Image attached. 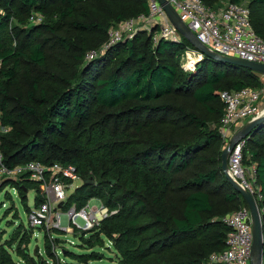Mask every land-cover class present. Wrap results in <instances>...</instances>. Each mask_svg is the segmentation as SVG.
<instances>
[{"label":"trees","instance_id":"16d2710c","mask_svg":"<svg viewBox=\"0 0 264 264\" xmlns=\"http://www.w3.org/2000/svg\"><path fill=\"white\" fill-rule=\"evenodd\" d=\"M202 2L216 11L240 0ZM1 6L0 111L10 128L1 140L5 165H72L82 183L61 211L97 199L115 213L82 236L88 253L61 250L66 261L60 262L45 237L49 261L34 259L27 250L32 228H18L0 242V264H18L12 254L24 264H94L103 259L94 249L105 248V240L116 264H208L226 248L222 218L246 207L221 169L220 94L261 88L262 79L207 57L183 72L178 59L194 49L184 38L154 42L139 32L98 53L113 24L148 15V0H2ZM248 8L264 40V0H248ZM36 13L42 22L33 25ZM11 18L31 26L11 29ZM90 52L97 57L86 62ZM242 164L254 168L264 264V123L246 138ZM90 178L94 183L86 184ZM9 185L27 213L29 191L34 206L42 201L35 181L5 182L0 192Z\"/></svg>","mask_w":264,"mask_h":264},{"label":"built area","instance_id":"2783aa9c","mask_svg":"<svg viewBox=\"0 0 264 264\" xmlns=\"http://www.w3.org/2000/svg\"><path fill=\"white\" fill-rule=\"evenodd\" d=\"M166 1L210 53L219 57L235 58L264 65V40L257 36L251 27L249 8L241 3V0L239 3H227L224 8L216 11L205 6L202 0ZM30 21L40 24L42 15L33 14ZM139 22L145 27L158 26L156 27L158 37L153 40L154 42L160 39L180 42L182 38L170 24L159 3L156 0H148V15H140L136 19L125 20L118 23L116 27L109 28L108 42L103 51L119 42L132 40L136 32L141 29L138 28ZM123 36L124 39H122ZM193 50V55L198 57L196 61H201L203 56L195 49ZM96 57L97 53L90 52L86 56V61L89 62ZM257 75L262 79L264 88V76ZM220 100L224 104V110L218 131L223 143L228 146L227 142L233 134L240 132L252 120L262 115L263 99L258 89L244 88L239 91L222 92ZM1 117L2 112L0 111V186L5 182L20 181L22 177L41 184L42 201L37 206L30 207L27 215L28 225L32 229L48 227L51 223L49 218L51 212H60L61 208H58V205L60 203L63 205L68 197L65 189L67 182H77L80 178L72 165L63 166L54 163L47 166L39 161H30L12 168L7 167L1 151V140L10 128L1 123ZM245 142L246 139L240 140L228 154L226 174L236 185L254 198L257 195L253 186L254 168H245L242 164ZM9 187L17 193L13 185ZM257 197L260 198V195ZM52 207H54L53 211ZM65 213L69 226L85 234L98 227L103 219L115 212H110L103 204L100 207H89L87 202L83 208L76 210L72 206ZM78 221H81V224ZM222 222L229 228L225 240L226 248L213 253L209 257L208 264H251L253 260L252 220L248 207H241L225 215Z\"/></svg>","mask_w":264,"mask_h":264},{"label":"rangeland","instance_id":"374dc122","mask_svg":"<svg viewBox=\"0 0 264 264\" xmlns=\"http://www.w3.org/2000/svg\"><path fill=\"white\" fill-rule=\"evenodd\" d=\"M2 0H0V16L4 14V9L1 6ZM241 3H243L245 6H248V0H241ZM227 2H223L221 6H218L219 9H222L226 6ZM218 9V10H219ZM13 17V16H12ZM137 18V17H136ZM134 18V19H136ZM130 20V19H128ZM35 25L34 23H31ZM118 24H113L112 27H116ZM14 26H18L21 29L30 28V24L28 25H19L16 21V19L11 18L9 27L12 29ZM158 28V26H156ZM156 27L150 28V26L145 27L143 23H138V28H141L136 32H143L149 37H152V40L156 39L158 37V30ZM143 28V29H142ZM156 30V31H155ZM135 34V35H136ZM134 35V37H135ZM133 37V38H134ZM124 39V36L122 37ZM121 39V40H122ZM108 42V31H107V40L101 45L99 48V52H102L105 48V44ZM193 49L187 48L179 57L178 59V68L181 69L183 72H191L194 71L197 67V65L200 63V61H196L198 58L197 55H193ZM192 59V60H191ZM195 60V61H194ZM87 62V61H86ZM192 62V63H191ZM259 91H261V98L263 99V106H264V88L263 85L261 88H258ZM264 108V107H263ZM264 111V110H263ZM239 132V131H238ZM237 132V133H238ZM236 133V134H237ZM233 134L231 139L236 135ZM231 139L227 142L231 141ZM222 140V138H221ZM223 143V141H222ZM227 146L223 143L222 150L225 149ZM59 164V163H58ZM244 166V164H243ZM246 168V166H244ZM251 168V167H249ZM82 183V180L80 179L77 182H67L66 186V194L69 196V194H72L76 187H78ZM10 195L12 202L9 201V199L5 196V194ZM26 202L27 206L30 210V207L34 206V191H29L26 195ZM101 203L97 199H91L88 201L89 207H100ZM14 207V209H13ZM54 207L51 208L53 211ZM66 213L63 211H60L56 213V211L51 212L49 218L51 220V223L48 225V227L43 228H36L33 230V235L30 237V243L27 245V250L29 255L36 259L37 256L33 255V251H36V254L38 256H41L43 259H46L45 255V248H44V242L45 237L49 238L50 241H52V250L54 251V254L57 258H59L60 262H65L66 259L63 257V254L61 250H68L70 252H75L78 254H83L87 250L83 249L81 247L82 244V236L84 233L82 232H75L74 229L69 226L67 217L65 215ZM28 213L25 211L24 207L22 206L19 196L17 193L11 190L9 186L4 187V189L0 192V242H4L5 240H8L10 236L17 230L18 228L24 229L26 231H30V227L28 225ZM58 217V218H57ZM57 218V219H56ZM79 224H81V221H78ZM55 225V226H54ZM57 228V229H56ZM56 230L59 232V235H55ZM106 247H110V243L105 240L104 242ZM106 247L101 248H95L94 250L98 251L99 254H101L102 258L101 260L97 261L94 264H116V260L114 258V253L111 252V249H106ZM89 251H87L88 253ZM13 259L18 264H24L19 259H17L14 254H12ZM51 263V262H50Z\"/></svg>","mask_w":264,"mask_h":264},{"label":"water","instance_id":"95a60500","mask_svg":"<svg viewBox=\"0 0 264 264\" xmlns=\"http://www.w3.org/2000/svg\"><path fill=\"white\" fill-rule=\"evenodd\" d=\"M159 5L162 7L163 11L166 14L167 19L169 20L172 27L178 32V34L184 38L196 51H198L203 57H207L213 61L230 64L237 66L243 69H247L253 73L260 74L264 76V65L248 62L245 60L228 58V57H219L215 54L210 53L206 48L195 38L193 33L184 25L180 20L175 10L166 0H156ZM264 123V111L260 117L252 120L247 124L240 132H238L229 142L228 146L222 150L221 153V169L232 185V187L242 196L246 206L249 209L251 220H252V255L253 260L251 264H262V250H263V235H262V225L259 210L253 196L243 191L238 185H236L226 174V165L228 154L232 151L233 147L240 140L246 139L252 130H254L258 125ZM86 184H93L94 181L92 178L85 181ZM62 203L58 205V208H61ZM33 255H36V251H33Z\"/></svg>","mask_w":264,"mask_h":264},{"label":"bare ground","instance_id":"6f19581e","mask_svg":"<svg viewBox=\"0 0 264 264\" xmlns=\"http://www.w3.org/2000/svg\"><path fill=\"white\" fill-rule=\"evenodd\" d=\"M192 60V59H191ZM195 61V60H194ZM192 63V62H191Z\"/></svg>","mask_w":264,"mask_h":264}]
</instances>
